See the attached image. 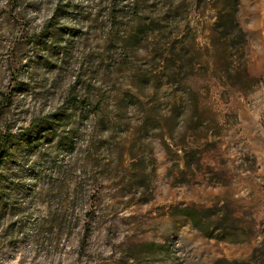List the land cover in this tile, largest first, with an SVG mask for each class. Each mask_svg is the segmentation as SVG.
Segmentation results:
<instances>
[{"label":"rangeland","instance_id":"obj_1","mask_svg":"<svg viewBox=\"0 0 264 264\" xmlns=\"http://www.w3.org/2000/svg\"><path fill=\"white\" fill-rule=\"evenodd\" d=\"M0 143V264H264V0H0Z\"/></svg>","mask_w":264,"mask_h":264},{"label":"trees","instance_id":"obj_2","mask_svg":"<svg viewBox=\"0 0 264 264\" xmlns=\"http://www.w3.org/2000/svg\"><path fill=\"white\" fill-rule=\"evenodd\" d=\"M238 31L243 36L241 29L238 28ZM1 149H2V145L0 143V151H1ZM175 213L188 217L190 219L192 225L195 228H197L198 230L203 232L205 235H210V233L207 230V227L205 226V221H204L205 220L204 219L205 211L196 210V209L191 208V207H181V208L176 209Z\"/></svg>","mask_w":264,"mask_h":264}]
</instances>
